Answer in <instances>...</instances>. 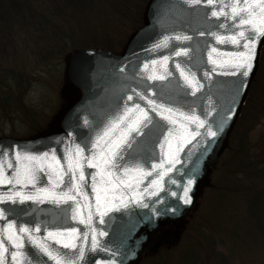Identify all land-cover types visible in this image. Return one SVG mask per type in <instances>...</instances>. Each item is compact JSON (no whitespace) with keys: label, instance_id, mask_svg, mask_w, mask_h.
I'll list each match as a JSON object with an SVG mask.
<instances>
[{"label":"water","instance_id":"95a60500","mask_svg":"<svg viewBox=\"0 0 264 264\" xmlns=\"http://www.w3.org/2000/svg\"><path fill=\"white\" fill-rule=\"evenodd\" d=\"M235 2L147 0L141 26L118 54L102 49H75L67 54L63 82L74 96L58 116L54 132L24 139L0 137V164H13V168L6 164L0 168V179H11L14 169L21 167L18 154L48 153L49 158L38 166L52 172L49 179L37 171L35 186L0 183V239L4 240L0 264H137L156 233L187 217L226 146L264 41V36L255 41V58L247 76L244 69L229 66L230 56L243 50L230 37L242 29L232 19L212 13ZM217 37L228 42L220 43ZM137 105L149 118L140 133H128L129 121H125L98 147V138L128 109L134 110L132 118L143 119ZM181 113L194 115L204 126L184 119ZM169 115L176 123L164 118ZM125 136L127 144L121 139ZM117 144L122 157L115 158L119 168L103 164V156L109 149L116 151ZM78 148L83 149L79 156ZM89 159L99 166L88 167ZM77 160L81 167L75 170V178L69 181L65 175L66 183L53 188L55 172L61 166L74 167ZM125 168L130 169L127 174ZM81 170L83 182L78 180ZM101 171L111 173L104 175V183L97 175ZM69 182L79 183L82 191L72 193L75 200L54 203V196L68 192ZM93 185L99 190V201ZM42 188L49 191L41 192ZM15 192L39 200L5 199ZM9 223L14 225L11 233ZM19 228L29 231L20 233ZM73 229L75 237L67 235ZM48 233L65 235L49 237ZM10 234L16 239L8 240ZM65 243L76 247L65 248Z\"/></svg>","mask_w":264,"mask_h":264},{"label":"rangeland","instance_id":"374dc122","mask_svg":"<svg viewBox=\"0 0 264 264\" xmlns=\"http://www.w3.org/2000/svg\"><path fill=\"white\" fill-rule=\"evenodd\" d=\"M115 1L119 3L126 0ZM25 2L32 8L33 12L29 18L32 20L26 21L28 14L25 12L24 15L9 14L8 29L4 34L0 31V36L6 43L2 46L4 53H0L1 66L13 67L16 71L18 69L25 73L23 85L18 88L22 90L24 106L6 111L4 116L0 110V137L13 139L32 136L38 129L54 132L58 116L73 99L67 101L70 94L63 82V68L67 56L65 53L70 46L63 48L53 63L44 61L47 51L53 45V39L56 42L59 37L65 42H70L72 37L77 41L73 46L75 49H99L94 48L92 42H86L85 38L90 34L105 31V39L113 43L111 47L115 52H120L128 37L137 29L131 30L129 20L114 12L102 0H89L81 11H72L57 0ZM22 17L25 19H21ZM251 81L257 83V86L259 83L260 85L255 94L249 89L250 96L253 93L250 97L252 101H248L244 106L241 104V116H251L255 113L254 108L259 107V103L264 104V63L261 65L258 59ZM247 92L248 89L246 94ZM27 110H30V113ZM241 116L236 131H245L247 150L257 154L261 147L264 148V114L257 112L252 120L249 116L244 119ZM220 154L219 166L212 177L209 174L207 185L211 187L201 190L191 220L154 237L146 251L148 256L143 264H178L180 256L187 249L198 248V241L201 244L212 243L217 259L223 264H264V242L261 234H257L254 229L252 236L243 235V241L237 237L241 236L246 227L243 220L244 201L240 195L227 192L226 181L223 182L227 176L222 179L221 177L225 168L223 163L229 153L222 150ZM228 179L232 185L248 183L240 172H234Z\"/></svg>","mask_w":264,"mask_h":264},{"label":"trees","instance_id":"16d2710c","mask_svg":"<svg viewBox=\"0 0 264 264\" xmlns=\"http://www.w3.org/2000/svg\"><path fill=\"white\" fill-rule=\"evenodd\" d=\"M60 1L61 4L64 7H68L72 11H81L83 10L84 6L86 3H89V0H57ZM147 0H126L125 2H116L115 0H102L103 3L107 4L114 12L117 14L125 17L127 20L130 22V29L135 30L142 24V10L143 6ZM122 3V4H121ZM24 12L27 15V20L32 15V8L25 2V0H0V31H2V34L6 32V29H8V16L9 14H23ZM25 14V16H26ZM18 17V16H17ZM21 19H25L22 17ZM2 21V23H1ZM6 22V23H3ZM38 22V21H35ZM40 22V20H39ZM41 24V23H40ZM106 28V26L104 27ZM105 31L100 34H90L88 35L85 40L86 42H92L91 44L94 46V48H99L102 50H106L112 53H119L118 51H114L113 43L105 39L104 37ZM54 34V38H55ZM55 39L52 40L53 45L52 47L49 48L47 51V55L44 57L45 63H53V60L55 59L56 55L65 47L70 46L68 52L65 54L67 55L69 52L73 51L75 48L73 46L76 44V39L70 37L69 41L70 42H65L63 41L62 38H57L56 42H54ZM84 41V40H83ZM9 43V42H7ZM69 43V44H68ZM6 43L0 36V53H4V50L2 46H4ZM8 46V44H7ZM262 65L264 63V41L262 42L259 52H258V63ZM16 68H6L1 66L0 64V110L3 114V116L6 114V111H12L15 108L19 109L23 105L22 102V90H19V86L23 85L22 81L24 78V74L22 71L15 70ZM28 73V72H27ZM31 74V73H30ZM257 84V83H256ZM255 84L254 81H251L248 87V92L246 94V97L244 99V104L250 103L252 100H250L252 94L256 93V89L258 88ZM25 88V87H24ZM23 88V91H24ZM68 91L69 99L67 100L68 102L73 98L74 94L67 88L65 87ZM251 88L252 94L250 96L249 89ZM253 88V89H252ZM263 90V89H262ZM253 98V97H252ZM249 106V105H248ZM254 108V106H253ZM242 108H240L239 114L236 118V121L234 125L232 126L228 138H227V143L226 146L223 149V152H228V157L224 161V175L222 174L221 179L224 176L226 179L223 180L227 184L226 190L229 193L232 194H237L240 195L243 198L244 201V223L246 227L244 228L241 236H237L241 241L245 239V237H250L253 234L254 229L256 230L257 234H261L260 236L263 239L264 242V148H260L259 152L252 153L247 150V147L245 145V140H244V135L245 131H236V125L239 122V118L241 116ZM255 113L260 112L261 114H264V104L259 103V107L255 109ZM28 113H30V110H27ZM253 113L251 116L246 115V116H241L242 119L246 118L247 116L251 117V120L254 118ZM244 128H242L243 130ZM51 130L44 131V130H36L34 135L29 136L27 138L35 137V136H40L44 135L47 133H50ZM235 134V135H234ZM234 135V136H233ZM221 154L218 157V161L216 165L214 166V169L212 172H210V176H213L214 171L216 170L217 166H219V159H220ZM234 172H240V174L243 175V177L248 181L247 184H230L229 182V177L232 176ZM211 186H206L205 188H210ZM221 194V193H220ZM199 201V200H198ZM197 201V203H198ZM197 203L194 204L191 212L187 215V217L172 226H169L158 233L154 235L156 237L160 233H163L165 231H168L169 229H174L177 227H180L187 223L188 221L191 220L194 209L197 206ZM153 237V238H154ZM153 238L151 241L147 244L145 251L143 253V257L140 260L138 264H143V261L145 258L148 256L147 255V250L149 249V245L152 242ZM212 243H206V244H201L200 241L197 242V247L198 248H193V249H187L183 255L180 256L178 264H223L217 259V255L214 253V250L212 248ZM157 264V262L153 263Z\"/></svg>","mask_w":264,"mask_h":264},{"label":"snow or ice","instance_id":"6c2138e0","mask_svg":"<svg viewBox=\"0 0 264 264\" xmlns=\"http://www.w3.org/2000/svg\"><path fill=\"white\" fill-rule=\"evenodd\" d=\"M195 3H200L201 0H194ZM204 3H207L209 5L214 3V0H203ZM228 7L231 9L230 12H225L224 8ZM213 16H225L226 18L232 19L235 24L236 27L242 29L241 31H239L238 36L237 35H233L232 37H230V41L232 44L234 45H238L239 47H241L243 50L239 51L235 54H232L230 56V60L232 61L231 64H229L230 67L235 68L237 71L244 69L243 71V75L247 76L249 74V72L251 71L252 68V61L255 58V41L256 39H258L260 36H264V0H261V2L259 3H249L248 0H236L235 3H230L228 5H222L221 6V10L220 11H214L212 13ZM246 32H251L253 33L252 36H246L245 33ZM177 39H190V37H177ZM218 42L220 43H226L228 41L217 37ZM241 40H244L246 42H244L243 44H241ZM217 49L213 48L212 49V53H216ZM177 55H187L186 52L184 53H176ZM167 59V58H165ZM210 59H211V54H210ZM213 63H215V61H213ZM221 67L224 66V64L220 65ZM233 75L236 74L235 72L232 73ZM129 99L131 100L132 98L129 97ZM133 109H128L126 111V113L124 114V116H121L117 122H115L107 131H105L103 133V135L98 138L96 144L99 147L100 146V142L101 140H104L105 137H108L109 134L111 132H115L117 129H119L120 124L125 123V121H129L128 123V127L126 129V131L128 133L130 132H137V134L140 133V129L141 126L145 124V121L149 120L147 113H144L142 109L139 108V106H136V111L139 112L142 116L143 119H141L139 116L132 118L133 117ZM164 111L170 113L171 115H174L175 113L173 112L172 109H164ZM171 115L164 117L165 119H169L171 120ZM181 116H184V119L186 120H190L194 123H197L199 127H203L204 126V121H200L198 120L197 117L193 116H185L183 113L180 114ZM172 123H176L175 120H171ZM171 135V133H170ZM210 135L215 136L216 133L215 132H210ZM123 143L127 144L128 140L127 137H122L121 138ZM163 147V146H162ZM116 151H111L109 149L108 154L103 156V164L105 165H110L113 168H119V165H117L115 163V158H121L120 156V151H119V144L116 145ZM102 152H104V149L101 150ZM83 152V149H77L76 150V155L79 156L81 153ZM49 158V154L48 153H44L43 156L37 157V156H20L19 154L17 155V160L20 161L21 163V167L14 169L15 171V175L11 177V179H8L7 176H4L3 179H0V183H6V184H14V185H19L22 187H26L28 185H33L35 186V183L37 181V176L36 173L37 171L39 172H45L48 176L49 179L52 178V172L49 171V169L47 167H39V164H42L43 161L47 160ZM52 159L55 161L56 158L55 156L52 157ZM56 163L58 164L59 162L56 161ZM4 164L7 165L8 168H13V164L10 162L5 161ZM4 164H0V168H2L4 166ZM88 167H98L99 164L98 163H94L92 159H89L87 161ZM80 162L79 160H77L75 162L74 167H70L67 169H64L62 166L60 168V170L55 172V179L53 181V188L56 187H61L62 185H64L66 182L64 180V176L68 175L69 177V181L73 178H75V170L80 168ZM156 167H159V165H157ZM130 171V169L125 168L124 169V173L127 174ZM111 175L110 172L105 173L104 171H101L99 173H97L98 176L101 177V181L102 183L106 182L104 181V175ZM93 179H95V177H93ZM78 180L83 182L85 180V174L84 172L81 170L79 173V177ZM189 184H191V181H189ZM94 190L96 191V196H97V201H99L100 198V194H99V190L95 189V185H93ZM68 192L63 193L61 196L53 197V202L54 203H60L61 200H65V202L67 200H75V196L72 195L73 192H81L82 188L81 185L78 183L75 186H73L70 182L68 183ZM41 192H48V189H40ZM85 196L87 195L86 193L84 194ZM187 195V193L185 194ZM5 199L7 200H16L19 199L20 202L26 201V200H39L38 196L35 195H23L20 192H15L13 195L11 196H7ZM42 202V201H41ZM186 202H188L186 200ZM75 218V217H73ZM91 217H89L90 219ZM81 223H84L83 220L80 221ZM14 228V225L9 223L8 224V230L11 233V230ZM18 231L20 233H27L29 231V229L27 228H19ZM35 231L39 232L40 229L37 228L35 229ZM77 233L76 229L72 230V233H69L67 235H71L73 237H75ZM53 235H65L64 233H48L49 237H52ZM101 235H103V233H101ZM84 239H87V236L85 235L83 237ZM8 240H12V239H16L15 237H13L11 234L7 237ZM93 241H95V237H93ZM4 240L0 239V247L3 246ZM17 248L20 247V244L18 242L17 239V243L15 245ZM63 247L68 248V247H72L75 248L76 245L75 243L72 244H68L65 243L63 245ZM4 251H7V249L5 248ZM45 252H48L47 248H44ZM49 255H51V253L49 252ZM13 258H16V254H13ZM57 264H61L60 261L57 262Z\"/></svg>","mask_w":264,"mask_h":264}]
</instances>
